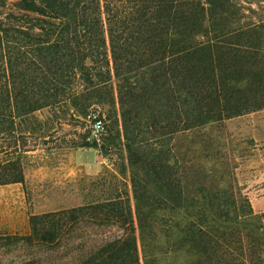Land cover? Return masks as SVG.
<instances>
[{
    "label": "trees",
    "instance_id": "obj_1",
    "mask_svg": "<svg viewBox=\"0 0 264 264\" xmlns=\"http://www.w3.org/2000/svg\"><path fill=\"white\" fill-rule=\"evenodd\" d=\"M263 109L264 0H0V186L23 185L65 126L129 180L0 245L46 264H235L239 227L260 218L211 131Z\"/></svg>",
    "mask_w": 264,
    "mask_h": 264
},
{
    "label": "rangeland",
    "instance_id": "obj_2",
    "mask_svg": "<svg viewBox=\"0 0 264 264\" xmlns=\"http://www.w3.org/2000/svg\"><path fill=\"white\" fill-rule=\"evenodd\" d=\"M106 109L104 106L99 110L105 113ZM35 117L44 121L51 117V111L41 110ZM217 128L220 130L213 128L211 133H223L219 150L227 155L238 192L260 218L239 227L235 264H264V109L226 120ZM75 132L82 131L65 126L46 145L29 153L31 157L23 161V185L0 186V235L26 236L32 215L81 207L109 195L117 176L115 169L94 149L69 147ZM100 175L105 177L104 186L98 188L96 178ZM117 177L129 182L128 174L123 180ZM50 255L45 251L32 255L20 244L0 245V264H46Z\"/></svg>",
    "mask_w": 264,
    "mask_h": 264
},
{
    "label": "built area",
    "instance_id": "obj_3",
    "mask_svg": "<svg viewBox=\"0 0 264 264\" xmlns=\"http://www.w3.org/2000/svg\"><path fill=\"white\" fill-rule=\"evenodd\" d=\"M92 135L91 138H98V136L103 132L104 130V124L103 121L100 120L96 115L92 116Z\"/></svg>",
    "mask_w": 264,
    "mask_h": 264
},
{
    "label": "crops",
    "instance_id": "obj_4",
    "mask_svg": "<svg viewBox=\"0 0 264 264\" xmlns=\"http://www.w3.org/2000/svg\"><path fill=\"white\" fill-rule=\"evenodd\" d=\"M97 152V151H96Z\"/></svg>",
    "mask_w": 264,
    "mask_h": 264
}]
</instances>
